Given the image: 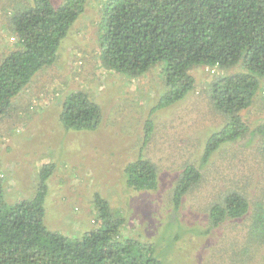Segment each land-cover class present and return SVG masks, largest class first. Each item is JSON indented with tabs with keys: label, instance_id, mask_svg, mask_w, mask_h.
<instances>
[{
	"label": "rangeland",
	"instance_id": "374dc122",
	"mask_svg": "<svg viewBox=\"0 0 264 264\" xmlns=\"http://www.w3.org/2000/svg\"><path fill=\"white\" fill-rule=\"evenodd\" d=\"M105 1L87 0L66 38L69 42L61 45L62 56L54 68L37 72L13 99L12 107L0 115L5 200L15 203L30 198L39 170L54 163L43 218L51 230L75 237L94 227L93 197L99 192L125 219L120 237L154 246L163 264H263L264 240H252L248 233L256 201L264 205V162L258 137L250 140L247 132L236 141L222 143L202 160L207 137L221 129L227 118L214 108L207 83L228 70L192 69L198 75L194 89L184 99L153 110L163 89L161 64L137 77L100 64L96 23ZM2 13L9 11L0 9ZM5 21L0 19V59L16 41ZM76 91L102 109L98 129L62 127V103ZM261 98L255 97L248 110L240 111L248 131L264 116ZM146 119L152 120L153 131L143 145ZM140 154L158 168L155 189L134 190L125 182V167ZM187 165L199 169L201 179L176 208L173 184ZM228 190L244 193L249 211L212 227L209 208Z\"/></svg>",
	"mask_w": 264,
	"mask_h": 264
},
{
	"label": "trees",
	"instance_id": "16d2710c",
	"mask_svg": "<svg viewBox=\"0 0 264 264\" xmlns=\"http://www.w3.org/2000/svg\"><path fill=\"white\" fill-rule=\"evenodd\" d=\"M86 2H0V9L10 14L0 17L16 38L0 59V115L12 107L13 99L37 72L54 68L62 56L61 45L69 42L66 38L84 13ZM96 27L98 57L107 70L137 77L161 64L163 89L153 110L184 99L194 89L198 75L192 69L228 70L207 83L214 108L227 118L221 129L207 137L202 160L222 143L249 132L250 140L258 137L264 162V116L248 131L240 114L255 97L264 100V0H106ZM62 105L59 120L63 128H99L102 109L82 91L67 95ZM143 130L144 145L153 131L151 119L145 120ZM55 167L54 163L43 166L33 195L15 203L5 200L0 177V264H163L154 246L120 237L125 219L99 192L93 197L97 210L94 227L75 237L49 229L43 221L44 199ZM124 172L127 186L134 190L158 186V168L142 154ZM200 179L201 172L193 165L183 168L172 188L176 208ZM248 211L246 195L228 190L209 208L211 226L243 217ZM248 233L252 240H264V205L259 200Z\"/></svg>",
	"mask_w": 264,
	"mask_h": 264
},
{
	"label": "water",
	"instance_id": "95a60500",
	"mask_svg": "<svg viewBox=\"0 0 264 264\" xmlns=\"http://www.w3.org/2000/svg\"><path fill=\"white\" fill-rule=\"evenodd\" d=\"M31 264H46V263H31Z\"/></svg>",
	"mask_w": 264,
	"mask_h": 264
},
{
	"label": "clouds",
	"instance_id": "9594fccd",
	"mask_svg": "<svg viewBox=\"0 0 264 264\" xmlns=\"http://www.w3.org/2000/svg\"><path fill=\"white\" fill-rule=\"evenodd\" d=\"M81 131V130H80ZM83 131V130H82Z\"/></svg>",
	"mask_w": 264,
	"mask_h": 264
}]
</instances>
